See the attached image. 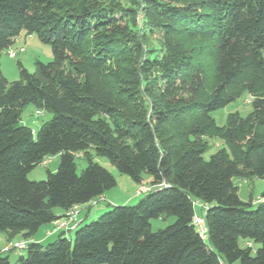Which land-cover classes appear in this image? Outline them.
Returning <instances> with one entry per match:
<instances>
[{
	"label": "trees",
	"instance_id": "1",
	"mask_svg": "<svg viewBox=\"0 0 264 264\" xmlns=\"http://www.w3.org/2000/svg\"><path fill=\"white\" fill-rule=\"evenodd\" d=\"M26 31L52 48L34 73L0 68V232L29 241L18 264H264V194L239 197L235 177L264 180V0H0V56ZM252 112L212 113L244 95ZM28 106L52 113L34 132ZM209 139L223 142L208 161ZM107 158L137 186L153 190L79 226L31 241L61 218L117 186L75 155ZM59 156L45 181L28 174ZM206 206L205 237L195 203ZM176 217L157 232L151 220ZM260 244L242 248L240 240ZM0 248V264H11Z\"/></svg>",
	"mask_w": 264,
	"mask_h": 264
},
{
	"label": "rangeland",
	"instance_id": "2",
	"mask_svg": "<svg viewBox=\"0 0 264 264\" xmlns=\"http://www.w3.org/2000/svg\"><path fill=\"white\" fill-rule=\"evenodd\" d=\"M12 49L18 50L20 48L25 49V53L19 54L16 58L9 57V49L2 52L0 56V68L3 76L9 81L14 82L20 80V65L30 73H34L36 70L37 61L42 63H50L53 61L52 48L49 44L43 43L37 35H29L26 31H23L21 35L16 39L15 43L11 46ZM251 100L249 95H244L237 102L222 108L212 113V117L216 121L218 126H225L227 124L228 116L232 113H239L241 117L246 118L253 110V107L249 101ZM37 109L34 106H28L22 114V124L28 126L34 134H36L40 128L47 122H49L53 115L50 112H44L40 117L36 115ZM209 150L204 154V159L208 161L212 155H214L220 148L224 147L223 142L217 139H209ZM97 163L111 172L116 180L117 186L107 192L106 194L112 195L118 200L120 205H109L107 202L98 201L97 204H91L83 207V212H86V208L91 207V215L87 218L81 226L88 225L97 220L101 215L110 212L114 206H134L142 198L136 194L138 186L126 175H122L114 167L107 158L97 156L93 150L90 151V157L83 156L82 154L75 155V162L77 166V173L80 175L83 170L88 166L89 162ZM60 157L53 156L47 158L45 162L35 167L29 174L28 179L30 181H45L47 179L48 172L55 173L59 168ZM148 178V176H145ZM234 184L239 188L240 200L244 203H248L253 200L255 209L259 201L263 200L264 194V180L259 178H242L235 177L233 179ZM145 186H149L148 183H144ZM126 199H131L125 203ZM201 206L198 202L195 203V212L198 216L203 217L204 211L201 210ZM61 209H56V212H60ZM98 214V215H96ZM176 222V217L168 216L165 218H158L151 220L152 232L163 230L168 226H171ZM53 229L51 224L43 226L38 232V236L45 235L43 245H48L58 238V233L49 235V232ZM48 233V235H47ZM68 238H74V232L67 233ZM35 237V236H34ZM7 234L0 232V248H4L6 245ZM17 240L12 242L25 241L23 237L19 236ZM252 244L253 254L261 247L260 244L248 242L243 239L240 240V246L245 248L248 244ZM9 244V243H8ZM26 255V250L15 251L6 253L5 256H9L11 264H18L19 258ZM239 264V263H237Z\"/></svg>",
	"mask_w": 264,
	"mask_h": 264
},
{
	"label": "built area",
	"instance_id": "3",
	"mask_svg": "<svg viewBox=\"0 0 264 264\" xmlns=\"http://www.w3.org/2000/svg\"><path fill=\"white\" fill-rule=\"evenodd\" d=\"M25 53L24 48H20L18 50H14L12 48L9 49V57L11 58H16L19 54ZM251 103V100L249 101ZM44 110H37L36 115L37 117H40L44 114ZM153 190L152 186H145V185H139L136 194L138 196L145 195ZM102 198L99 200H96L92 202V204H97L98 201H100ZM263 201V200H262ZM260 202V201H259ZM201 208L203 211L206 210V206L200 204ZM83 211V206H74L71 208L69 211L65 213V215L58 220L54 221L52 223L53 229L49 232V235H54V234H61L65 233H71L75 231L79 225L81 224V213ZM194 224L197 230L199 231L200 235L202 237H205V229H204V218L198 216L197 214L194 216ZM29 241H20V242H10L7 244L3 249L2 253H11L15 251H23L28 248ZM249 247H252V244H248Z\"/></svg>",
	"mask_w": 264,
	"mask_h": 264
},
{
	"label": "crops",
	"instance_id": "4",
	"mask_svg": "<svg viewBox=\"0 0 264 264\" xmlns=\"http://www.w3.org/2000/svg\"><path fill=\"white\" fill-rule=\"evenodd\" d=\"M150 181L151 179L150 178H146L144 183H148L150 184ZM137 185V184H136ZM101 201H104V202H107L109 205H120L118 204V200L116 198H114L112 195H110V193L107 195L105 194L104 196L101 197ZM131 199H126L125 200V203H127L128 201H130ZM258 203V202H256ZM202 210V209H201ZM56 214L60 217H63L65 215V212L63 211H60V212H56ZM91 215V207L90 208H86V212H83L81 213V223H83L87 218H89ZM98 215V214H96ZM52 225V224H51ZM81 226V224L79 225ZM74 232V231H73ZM39 233V232H38ZM38 233L35 235V237L31 240L33 242H37V243H40V244H43L44 243V238H45V235H40L39 237L38 236ZM48 235V233H47ZM19 236L23 237V234H20L18 236H16L13 240H17V238H19ZM11 240V239H10ZM10 240H9V237L7 236L6 238V244L4 245H7L8 243H10ZM12 240V241H13ZM2 249V248H1Z\"/></svg>",
	"mask_w": 264,
	"mask_h": 264
}]
</instances>
